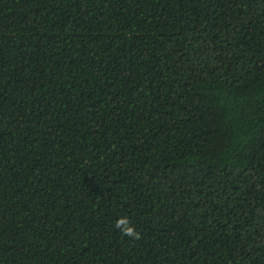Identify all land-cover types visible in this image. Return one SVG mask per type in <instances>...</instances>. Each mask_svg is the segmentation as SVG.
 <instances>
[{
  "label": "trees",
  "instance_id": "16d2710c",
  "mask_svg": "<svg viewBox=\"0 0 264 264\" xmlns=\"http://www.w3.org/2000/svg\"><path fill=\"white\" fill-rule=\"evenodd\" d=\"M0 264H264V0H0Z\"/></svg>",
  "mask_w": 264,
  "mask_h": 264
},
{
  "label": "clouds",
  "instance_id": "9594fccd",
  "mask_svg": "<svg viewBox=\"0 0 264 264\" xmlns=\"http://www.w3.org/2000/svg\"><path fill=\"white\" fill-rule=\"evenodd\" d=\"M115 227L119 228L121 233L125 236L132 237L133 239L139 238V233L130 224L127 217H119L115 221Z\"/></svg>",
  "mask_w": 264,
  "mask_h": 264
}]
</instances>
